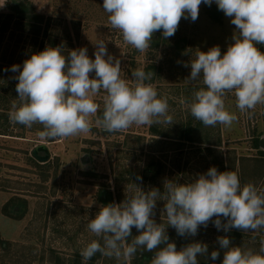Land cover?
Wrapping results in <instances>:
<instances>
[{
	"label": "rangeland",
	"instance_id": "obj_1",
	"mask_svg": "<svg viewBox=\"0 0 264 264\" xmlns=\"http://www.w3.org/2000/svg\"><path fill=\"white\" fill-rule=\"evenodd\" d=\"M211 6L220 14V22L216 23L207 6L201 4L198 19L193 22L182 18L175 35L168 39L156 32L151 47L140 53L124 42L119 30L112 28L103 0H0V15H11L18 22L17 15L30 12L43 18L42 27H48L51 36L48 40L41 34L35 43L30 32H21L22 24L20 31L2 36L0 112L10 110L12 102L18 99L15 79L18 73H13L11 66L20 65L22 69L23 62L38 52L41 41L44 40L43 50L53 41L56 47L63 48L64 55L86 47L89 57L94 59V43L103 39L108 53L121 61L122 78L133 82L132 71L137 68L153 72L151 81L146 83L156 88L159 97H167L169 114L175 122L150 127L133 125L117 133L102 131L96 119L103 111V90L94 97L100 108L90 118L92 129L87 134L41 139L38 133L43 130L42 125L27 128L10 123L8 116L7 130L0 135V264H84L81 249L97 239L87 224L102 206L97 200L98 193H111L113 203L119 204L132 181L145 191L153 187L163 191L165 179L191 182L215 166L219 171L236 172L241 185L251 182L264 190V148H260V140H264V104L257 105L249 116L236 108L235 96L228 94L226 109L238 116L230 128L205 127L192 117L186 104H181V99L190 100L193 92L204 86L202 79L186 81L191 69L184 65L195 59L198 50L207 52L219 46L223 54L234 43L235 26L231 18L215 3ZM257 47L264 52V45ZM189 121L196 125L194 142L176 140L180 128ZM152 128L164 137H153ZM41 145L49 150L46 163H39L32 156V151ZM149 162L154 163L159 175L153 182L137 181L136 176L141 177L144 165ZM18 200H22L23 211L14 215L11 208ZM163 207L164 202L157 201L154 215L157 223L165 222L161 219ZM13 209L19 211L18 207ZM173 230L169 226L167 234ZM132 234L139 233L133 228ZM224 234L228 233L209 222L207 228H199L196 236H186L188 244L208 245L207 257H198L199 264H210L213 250L220 252L214 264H222L224 250L217 238ZM242 234L232 245L259 252L264 229ZM172 242L178 249L185 246L176 239ZM149 253L153 258L155 253ZM96 256V264H117L114 258L99 253Z\"/></svg>",
	"mask_w": 264,
	"mask_h": 264
},
{
	"label": "clouds",
	"instance_id": "obj_2",
	"mask_svg": "<svg viewBox=\"0 0 264 264\" xmlns=\"http://www.w3.org/2000/svg\"><path fill=\"white\" fill-rule=\"evenodd\" d=\"M213 3L231 18L234 43L223 54L219 46L207 52L198 50L195 59L184 65L191 69L186 81L202 79L204 86L194 91L190 100L181 99V104L205 127L230 128L238 116L226 109L228 94L235 96L236 108L249 116L257 105L264 104V52L257 47L264 45V0H103V9L124 42L144 53L156 32L164 39L174 36L182 18L194 22L201 4ZM94 44V59L86 47L67 55L62 47H46L26 59L22 69L11 66L10 70L18 73V99L8 112L10 123L27 128L42 125L41 139L87 134L92 129L90 118L100 108L94 97L101 90L105 93L103 115L96 124L102 131L117 133L133 125L175 123L167 97H159L156 88L146 83L153 72L137 68L130 83L122 78L121 61L108 53L105 40ZM136 180L142 177L137 175ZM157 201L164 202L162 223L154 219ZM209 222L224 232L264 229V190L251 182L241 185L236 172L219 171L215 166L191 182L165 179L163 191L155 187L145 191L132 181L121 203L100 206L89 220L87 228L97 239L87 243L80 255L84 264L97 253L114 258L117 264H131L137 251L144 250L155 253L151 264H199L198 257H207L208 245L193 242L178 249L167 228L171 226L179 236L194 237ZM133 228L138 235L133 236ZM217 240L224 250L222 264H264V239L259 252L233 246L228 236ZM219 256V251L211 252L213 264Z\"/></svg>",
	"mask_w": 264,
	"mask_h": 264
},
{
	"label": "trees",
	"instance_id": "obj_3",
	"mask_svg": "<svg viewBox=\"0 0 264 264\" xmlns=\"http://www.w3.org/2000/svg\"><path fill=\"white\" fill-rule=\"evenodd\" d=\"M206 6H207V9H208V12H209L211 18H213L216 23L220 22V17H219L220 14L214 9V7L208 6V5H206ZM23 14H25V15L24 16L23 15H20V16L17 15L18 22L14 21L15 18L11 15H4V16L0 15V42H1L2 36H4L7 32L12 33L13 31H17V30L20 31V29H18V28L19 27L21 28V24L23 27L21 32H26V33L30 32L35 43L38 42V38L41 34L43 35V37L45 39H48V40L51 39V36L49 35L48 27H42L43 18H40L37 15H31L30 12H24ZM46 47L47 46H45V48ZM48 47H56V43L53 41H50V45ZM43 48H44V40L41 41L40 47L38 48V52L43 51ZM10 74H8V75H10ZM4 82L7 83V81L3 80V83ZM7 84L9 85V83H7ZM6 89L8 90V88H5V90ZM3 100H4V102L7 101L5 99H3ZM1 106H2V104H1ZM9 111L10 110H8V108H6L4 110V113L0 112V122L3 121V123L0 124V135H1V133H4L7 130L6 124L9 123L7 120ZM102 115H103V111L99 112L98 117L100 118V117H102ZM197 124H198V122H197ZM194 126H196V125L191 123L190 121L187 122L186 125H184V126H182V128H180V131L178 132L179 134H178L176 140H179L180 142H184V141L185 142H194V138H193V134H194V130H195ZM21 129H23V128H21ZM155 129L156 128H152V130H151V135L153 137H158V138L164 137L163 134H161V132H158V129L157 130H155ZM258 145H259V142H258V140H256V147ZM153 167H154L153 162H149L146 165H144L143 170L141 172L142 173L141 177H142V180L144 182H147V181L153 182L155 180V178L159 175V171L155 170V167L154 168ZM97 200L102 205L113 203V198H112L111 193L106 192V191L98 193ZM15 207H18V209H19L18 212H16L13 209ZM23 207L24 206H23L22 200H18L17 204L11 208V213L14 215L19 214L23 211ZM226 233H228V234L227 235L224 234V236H228L230 238L231 242L234 240L239 241L243 235L242 234L243 232L236 230V229H232L231 231L226 232ZM168 236L170 238V241H173L176 239V241H178L183 246L184 245L186 246L188 244L186 242L187 241L186 236H183V237L179 236L176 233L175 229L172 232H169ZM130 241H131V238H129V242ZM97 259L98 258L95 255L94 257H92L90 260L87 261V264H96ZM151 260H152L151 254L148 251L142 250V252L136 253L135 257L132 259L131 264H151ZM76 263L82 264L79 262H76ZM209 263L212 264V261L209 260Z\"/></svg>",
	"mask_w": 264,
	"mask_h": 264
},
{
	"label": "water",
	"instance_id": "obj_4",
	"mask_svg": "<svg viewBox=\"0 0 264 264\" xmlns=\"http://www.w3.org/2000/svg\"><path fill=\"white\" fill-rule=\"evenodd\" d=\"M260 148H264V140H260ZM41 153L43 156L40 155ZM32 156L39 163H46L49 160V150L45 145L38 146L32 151ZM82 161L84 162L85 158Z\"/></svg>",
	"mask_w": 264,
	"mask_h": 264
}]
</instances>
